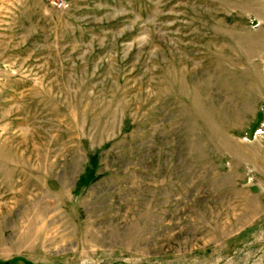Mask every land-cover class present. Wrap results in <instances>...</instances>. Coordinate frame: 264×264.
<instances>
[{
    "label": "rangeland",
    "instance_id": "rangeland-1",
    "mask_svg": "<svg viewBox=\"0 0 264 264\" xmlns=\"http://www.w3.org/2000/svg\"><path fill=\"white\" fill-rule=\"evenodd\" d=\"M0 264H264V0H0Z\"/></svg>",
    "mask_w": 264,
    "mask_h": 264
}]
</instances>
